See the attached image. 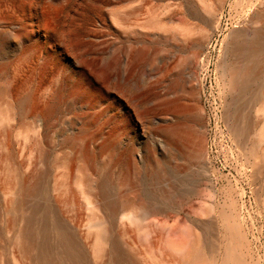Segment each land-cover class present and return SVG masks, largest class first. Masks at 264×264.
Here are the masks:
<instances>
[{
    "label": "rangeland",
    "instance_id": "obj_1",
    "mask_svg": "<svg viewBox=\"0 0 264 264\" xmlns=\"http://www.w3.org/2000/svg\"><path fill=\"white\" fill-rule=\"evenodd\" d=\"M204 12L198 0H0L1 177L38 158L46 181L68 186L63 200L80 199L65 167L85 152L116 173L168 162L180 171L178 185L205 194L203 163L172 156L164 138L184 139L205 151L218 197L238 201L251 253L263 254L264 98L248 100L264 94V72L237 103L253 122L244 141L225 116L238 95L221 74L229 7L220 31ZM22 101L38 108L35 117L16 114ZM60 208L72 215L65 202Z\"/></svg>",
    "mask_w": 264,
    "mask_h": 264
},
{
    "label": "bare ground",
    "instance_id": "obj_2",
    "mask_svg": "<svg viewBox=\"0 0 264 264\" xmlns=\"http://www.w3.org/2000/svg\"><path fill=\"white\" fill-rule=\"evenodd\" d=\"M198 2L205 11L202 17L217 21L215 31L222 30L229 7L221 74L225 86L238 95L236 108L225 116L235 136L245 141L253 122L237 103L264 72V0ZM250 31L253 38H248ZM261 97V91L250 92L248 103ZM13 104L11 100V108ZM117 105L120 113L130 115L124 103ZM32 109L22 101L16 114L35 117L38 108ZM164 139L172 156L203 163L209 183L205 194L191 188L192 183L178 185L180 171H171L159 159L116 173L112 163L98 164L84 152L65 167L75 178L80 199L68 195L65 200L68 186L46 181L41 159H30L25 171L14 165L5 169V176L0 175V264H264V253L252 254L246 242L238 201L218 197L205 151L194 152L184 139ZM258 139H264L263 132ZM61 202L72 215L62 212Z\"/></svg>",
    "mask_w": 264,
    "mask_h": 264
}]
</instances>
